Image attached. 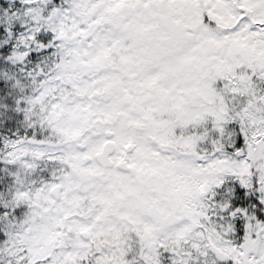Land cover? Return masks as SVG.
I'll return each instance as SVG.
<instances>
[{
    "label": "snow or ice",
    "instance_id": "snow-or-ice-1",
    "mask_svg": "<svg viewBox=\"0 0 264 264\" xmlns=\"http://www.w3.org/2000/svg\"><path fill=\"white\" fill-rule=\"evenodd\" d=\"M0 264H264V0H0Z\"/></svg>",
    "mask_w": 264,
    "mask_h": 264
}]
</instances>
